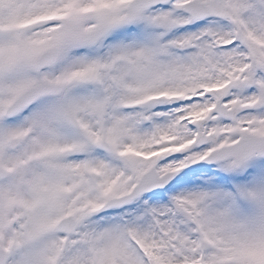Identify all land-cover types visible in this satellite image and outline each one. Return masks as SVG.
Instances as JSON below:
<instances>
[{"label":"snow or ice","instance_id":"1","mask_svg":"<svg viewBox=\"0 0 264 264\" xmlns=\"http://www.w3.org/2000/svg\"><path fill=\"white\" fill-rule=\"evenodd\" d=\"M0 264H264V0H0Z\"/></svg>","mask_w":264,"mask_h":264}]
</instances>
